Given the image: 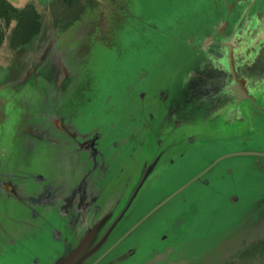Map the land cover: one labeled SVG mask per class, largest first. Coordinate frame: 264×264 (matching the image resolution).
I'll return each instance as SVG.
<instances>
[{"label": "water", "instance_id": "obj_1", "mask_svg": "<svg viewBox=\"0 0 264 264\" xmlns=\"http://www.w3.org/2000/svg\"><path fill=\"white\" fill-rule=\"evenodd\" d=\"M85 1L46 20L36 7L40 38L13 49L9 65L30 61L0 96V264H264V189L221 162L264 148L212 151L264 143V0H224L223 15L202 0L189 30L196 0L168 3L173 22L93 0L98 35L69 38ZM95 42L116 66L90 64Z\"/></svg>", "mask_w": 264, "mask_h": 264}, {"label": "rangeland", "instance_id": "obj_2", "mask_svg": "<svg viewBox=\"0 0 264 264\" xmlns=\"http://www.w3.org/2000/svg\"><path fill=\"white\" fill-rule=\"evenodd\" d=\"M11 1L15 4L19 3V5H24L26 2L30 0H11ZM39 1L40 2H38V4H39V7L41 8H38L37 4L36 3L35 4L37 8L39 9L41 15L43 16V19L45 20L47 17V13L51 12L50 10L53 11V16H57L61 18L65 10H63V8L62 9L54 8V6L60 5V4L67 5L68 2H72V0H65V1L64 0H39ZM173 1H176V0H140L138 5L136 6L138 8H140L139 6H143L142 8H146L147 10L145 11L147 12L150 18H157L160 21H162L163 19H166V21L167 20L170 21L167 15H164V14H165V11L167 12V8H169L168 3L173 4L172 3ZM180 1L184 2V0H180ZM51 2L53 4V8L51 9L49 8L45 9L46 7L42 5V3L50 4ZM164 3H166L167 6ZM202 3H203L202 0H199V1L196 0L194 4L191 5V9L185 12L180 10V18L182 22L183 21L186 22L185 28H187V30H189V28H192V25L196 26V22H194L196 21L194 14L198 12L199 8L205 4V3L203 4ZM84 5H85V8L80 10L78 15L72 20L73 24L68 32V36L69 38H72L78 35L77 39L84 37V39L86 38L88 41H90L92 37H96L98 35L99 25H97V23L100 20V15L97 13V10H98L97 8L99 6L93 0L85 1ZM159 11H160V15H158L157 13ZM172 15L174 18L179 15V12L175 7H172ZM115 18H117V16H115ZM170 22H173V21L171 20ZM127 26L128 27L125 30L126 33L122 34V39H123L124 44L128 43L127 41L128 38L131 39L130 38L131 34L134 33L135 28L140 29V27H138V21L136 19H130L127 23ZM165 29H167L171 33V35L172 33L175 32L174 31L175 26L172 24L165 26ZM176 33L182 36L183 35L182 28H180L179 30H176ZM81 34L83 36H81ZM40 36H41V31L38 34H36L31 41L25 44V46L30 47V49H32V47L34 46L35 40L40 38ZM84 41L85 40H83L82 42ZM91 42H94V40H92ZM78 43L80 44L81 41H79ZM0 47H1L0 49V56H1L0 58V96L3 93L8 96L11 94L9 91H7L8 90L7 88L11 85V82H10L11 78L13 76H17L20 73L19 70L24 69L30 60L27 63L22 62V64H16L14 66L13 65L11 66L9 65V63L12 60L11 57H12L13 49L9 48L7 37H5V40ZM184 48L188 52V49H187L188 46ZM93 49H94L93 51L91 49V51L89 52L91 53V57H89V62L91 65L98 67L101 71L102 70L106 71V69H110L116 66V63L113 61V57L115 53L114 48H107L102 43L95 42V45H93ZM127 54L128 53L124 54L125 57H123V59L127 58ZM32 56L33 54L31 55V58ZM140 60L141 59L139 58L138 61ZM132 62H133L132 66H134L136 64V61L132 59ZM130 63H131L130 61H126V63L123 62V64H127V65ZM79 65L80 64H78V67ZM42 77L44 79L45 75L42 74ZM39 81H42V80L40 79ZM34 85L35 87H39L37 82H34ZM7 108H9V106H7ZM17 113L18 112L16 111V114ZM13 114L14 112L12 113L8 112L6 117L7 118L13 117ZM218 127L216 125L214 128H218ZM244 148H250V149L264 148V143L251 142L245 139H238V140H233L230 142L228 141L227 143L217 142L213 146L212 151L218 152V151L236 150V149H244ZM221 162L223 164H231L236 167H239L238 169L239 178H241L243 181H247V184L250 183L251 184L250 188L252 190L264 189V158L246 156V155H235V156L225 158ZM201 163L202 161L200 159L197 160L195 164L193 165V170L194 169L196 170L197 167L201 165ZM190 170L192 169L185 170L182 173L180 172L178 174L176 172V175L173 177L174 179L173 181L177 182L187 177L190 174ZM245 205L246 204H244L243 206ZM235 208H240V212L243 209L242 205L240 204H238L237 207ZM258 214L264 215V201L262 202V206H261V209L258 211ZM22 248L24 247H20L17 250H23ZM3 260H4L3 258L2 259L0 258V262H2ZM20 261L21 260H19L18 263Z\"/></svg>", "mask_w": 264, "mask_h": 264}, {"label": "trees", "instance_id": "obj_3", "mask_svg": "<svg viewBox=\"0 0 264 264\" xmlns=\"http://www.w3.org/2000/svg\"><path fill=\"white\" fill-rule=\"evenodd\" d=\"M13 16L16 17L18 23L13 31L10 45L15 48L28 42L39 31L41 21L40 14L33 5L29 4L23 9H18L9 0H0V19H4L6 23ZM2 41L3 32L0 29V45Z\"/></svg>", "mask_w": 264, "mask_h": 264}, {"label": "flooded vegetation", "instance_id": "obj_4", "mask_svg": "<svg viewBox=\"0 0 264 264\" xmlns=\"http://www.w3.org/2000/svg\"><path fill=\"white\" fill-rule=\"evenodd\" d=\"M232 1H235V0H232ZM11 3L14 6H16L18 9H23V8L27 7V5H29V4L33 5L35 8L37 7L35 2H33V0H30L29 2H26L24 5H19V3L15 4L13 2H11ZM215 5H216V14H222L223 15V13L227 11L226 10V6L224 5V0H218V2L216 0V4ZM52 6H53V4L50 3V7H52ZM17 23H18V21H17L16 17H14V16L11 17L10 20L8 22H6V23H5L4 19H0V29L3 32V41L1 43V45L3 44V42L5 40V37H7L8 46L10 48H12L11 45H10V42H11V39L13 37V31H14L15 27L17 26ZM19 46L15 47V48H12V49H16Z\"/></svg>", "mask_w": 264, "mask_h": 264}, {"label": "bare ground", "instance_id": "obj_5", "mask_svg": "<svg viewBox=\"0 0 264 264\" xmlns=\"http://www.w3.org/2000/svg\"><path fill=\"white\" fill-rule=\"evenodd\" d=\"M34 2L37 4L38 8H41V7H39V4H38V2H40L39 0H34ZM42 5H44L46 7L45 9L49 8V6H50V4H43V3H42ZM54 8H60V9L63 8L64 9L65 8V4L56 5V6H54ZM15 53H16L15 51L12 52V54H15ZM17 56L18 55H12V57H17ZM0 58H1V56H0Z\"/></svg>", "mask_w": 264, "mask_h": 264}]
</instances>
